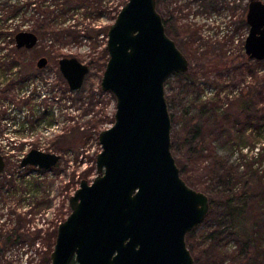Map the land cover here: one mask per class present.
Returning <instances> with one entry per match:
<instances>
[{"label": "rangeland", "instance_id": "374dc122", "mask_svg": "<svg viewBox=\"0 0 264 264\" xmlns=\"http://www.w3.org/2000/svg\"><path fill=\"white\" fill-rule=\"evenodd\" d=\"M126 1L86 0L75 11L66 13L67 27L71 26L68 29L74 34L65 37V42L50 36L40 37L34 48L20 55L24 60L23 70L29 76L11 80L14 84L8 83L5 92H0V109L7 113L0 122V153L7 159L5 170L0 172V182L5 178L15 181V186L2 187L0 191V239H5L2 235L10 232L15 222L12 219L17 220L19 215L26 217L20 230L26 239L32 233L40 234L35 243L26 240L23 244H4L5 248L0 249V264H51L52 221L55 224L69 215V198L81 180L91 182L97 175L96 155L102 148L98 134L114 123L116 111L114 94L103 90L100 84L108 59L105 46L109 26ZM245 1L160 0L158 10L169 19L168 33L189 59L187 72L195 74L193 77L186 72L171 74L165 91L174 118L172 130L183 138L202 110L206 109L204 114L210 120L215 118L212 116L215 110L219 112V118L227 122L225 130L212 133L209 127L205 128L203 152L199 155L205 160L213 154L221 155L239 167L238 172L243 175L235 183L234 191L248 190L250 194L255 188L259 196L247 202L255 201L251 206H261L260 211L264 212V161L258 163L261 155L264 157V112L261 111L264 59L249 58L245 51L249 33ZM6 32L5 48L0 44V70L6 61L4 53H10V57L19 55L15 51V39L11 40V30ZM41 56L48 58V64L40 69L37 60ZM62 57H76L90 65V72L77 90L69 88L60 72L58 61ZM11 71L19 72L17 66ZM3 82L0 80V89L6 88ZM24 98L27 103H20ZM243 99L252 102L250 113L240 110ZM226 115L228 120L223 117ZM32 148L60 153L61 160L45 171L20 169L22 155ZM186 150L185 147L179 153L180 158ZM205 160L188 162L191 168L188 175L197 182L199 190L208 180L203 168ZM198 166L201 168L195 172ZM25 187L27 191L23 190ZM249 226L261 230L251 220ZM195 229L190 241L193 254L199 257L195 264L209 257L202 250L212 245L209 237L212 231H217L220 237L215 259L220 258L224 264L256 263L255 257L250 262L249 258L242 261L241 257L237 258L243 241L231 232L230 219L222 206L208 214ZM261 231L264 239V229Z\"/></svg>", "mask_w": 264, "mask_h": 264}, {"label": "water", "instance_id": "95a60500", "mask_svg": "<svg viewBox=\"0 0 264 264\" xmlns=\"http://www.w3.org/2000/svg\"><path fill=\"white\" fill-rule=\"evenodd\" d=\"M249 58L264 59V1L249 0ZM17 47L31 49L38 35L15 34ZM108 59L101 88L114 94V123L98 134L97 175L82 179L59 223L51 264H193L187 234L204 221L210 197L182 177L172 150L168 77L189 69V60L167 33L157 0H127L108 29ZM46 56L37 60L44 68ZM59 69L71 90L90 71L76 57ZM61 154L30 149L22 166L51 169ZM6 165L0 154V172Z\"/></svg>", "mask_w": 264, "mask_h": 264}, {"label": "trees", "instance_id": "16d2710c", "mask_svg": "<svg viewBox=\"0 0 264 264\" xmlns=\"http://www.w3.org/2000/svg\"><path fill=\"white\" fill-rule=\"evenodd\" d=\"M86 0H0V44L1 48H5L6 38L8 36L7 30H11V40L14 41V36L18 31L21 30H31L40 37L47 38L48 36L53 39H57L59 41L65 42V37L69 35H73L74 31H70L67 27L64 15L74 8H78L81 6ZM95 1V0H94ZM214 2L215 0H210V2ZM245 1V10L247 11V2ZM264 1V0H263ZM77 2V3H73ZM160 0H157V5L159 6ZM95 8V6H92ZM120 9L117 10L116 15L118 14ZM75 11V10H74ZM74 14V13H73ZM164 18L165 25L167 27V31L169 29V19L168 21ZM15 51L19 53V55H12L10 57V53H4V60L8 62V70L11 71L15 66H18V61L20 59V55L25 54L27 49H17ZM16 56V57H15ZM9 59V60H8ZM12 59V61H10ZM4 64V63H3ZM106 64H104L105 66ZM189 72H186L188 74ZM183 74V73H182ZM185 74V73H184ZM190 77L195 76L194 73H189ZM12 78V77H10ZM20 103H27V100L24 98L23 101L19 100ZM240 110L251 112L252 111V102L247 99H243L240 103ZM218 105V104H217ZM206 111L202 110L201 114L198 117L197 122L192 123L190 125V129L188 131L187 137H182L181 134L172 130V150L173 154L176 158L177 164L180 167V172L182 177L189 183L192 187L196 188L195 181H192L188 173L190 169L188 167V162L198 161L203 162L205 160L203 156L199 155V152H203L202 142H204L205 132L204 129L209 127L212 133H223L225 130L224 119L221 120L217 115L218 111H214L212 116L215 119L210 120V116L206 117L204 114ZM261 111L264 112V105L261 107ZM188 111L186 112V114ZM219 113V112H218ZM6 111L4 109H0V122L6 117ZM225 119H229L228 115L223 116ZM173 118V117H172ZM174 119V118H173ZM211 123V124H210ZM251 125V122H250ZM213 126V127H211ZM244 130V128H243ZM187 148L186 153L183 157L180 158L179 153L182 150ZM186 155V156H185ZM210 157V159H209ZM259 158V157H258ZM207 163L204 165V169L208 175L207 184H203L201 190L207 193L210 197L211 208L209 215L211 213H215L216 210L222 206L224 209V214H226L230 219V229L231 232L235 234L238 239L243 241L241 250L239 254H237V258H240L241 261L245 260L247 256V251H253L256 257H261L264 253V239H263V231L264 229V212L260 211L261 206L254 205L251 206V203L255 202H247L248 199L256 200L255 197H258L260 192L253 189L252 193L249 194L248 190H244L243 192L236 193L234 191L235 183L242 178L240 175L242 172H238L239 167H236L233 163L229 161V159L224 158L221 155L213 154L208 156L205 160ZM264 161V157H260L258 163L262 164ZM201 164V163H200ZM20 169L25 171H30L31 169H39L31 165L22 166L19 164ZM195 168V167H194ZM198 168V169H196ZM195 168V172H199L200 166ZM244 172V171H243ZM204 177L203 174H201ZM9 182V183H8ZM11 182V184H10ZM14 180H7L6 178L0 182V191L2 187L15 186ZM249 183L250 181L247 180ZM7 183V184H5ZM25 184V182H24ZM251 183H249L250 185ZM25 186V185H24ZM27 186V185H26ZM29 188V187H28ZM24 191L28 189L23 188ZM22 190V191H23ZM264 201V196L262 197ZM256 204V203H254ZM250 205V206H249ZM22 215H19L18 218L21 219ZM17 218V219H18ZM23 219V218H22ZM63 220V219H61ZM61 220L57 221L56 226L61 222ZM250 220L255 228H261V230L256 229L253 230L249 226ZM195 230H192L187 235V244L190 250H193V245L190 244L191 238L194 237ZM209 237L212 239V245L208 249H203L202 253L209 255L206 260L203 262L200 261L201 264H224L220 258L215 259L213 255L217 252L216 248L218 245V240L220 237L218 236L217 231H212L209 234ZM55 233L51 239V246L54 244ZM19 242L18 238H5L0 239V249H4V244ZM199 244V243H197ZM7 245V244H6ZM214 248V249H213ZM193 253V252H192ZM197 262H199V257L196 258ZM210 259V260H209ZM225 257H223V260ZM212 260V261H211Z\"/></svg>", "mask_w": 264, "mask_h": 264}, {"label": "flooded vegetation", "instance_id": "af4514ba", "mask_svg": "<svg viewBox=\"0 0 264 264\" xmlns=\"http://www.w3.org/2000/svg\"><path fill=\"white\" fill-rule=\"evenodd\" d=\"M249 2V1H248ZM248 2H247V10H248ZM246 14H247V11H246ZM167 21H168V18L166 19ZM245 20H246V17H245ZM166 26V25H165ZM166 31H167V27H166ZM167 33H168V31H167ZM169 34V33H168ZM247 38V37H246ZM39 41V40H38ZM37 45V44H36ZM35 47V46H34ZM33 47V48H34ZM16 48L17 49H27V48H25V47H21V48H19V47H17L16 46ZM32 49V48H31ZM27 50H30V49H27ZM184 53V52H183ZM40 58V57H39ZM189 60V59H188ZM23 58H21V59H19V61H18V70H19V72L18 73H16V72H12V71H9L7 68H8V62H4V64H3V66H2V70H0V80H3V81H5V82H3V85H6V88H2V89H0V92L1 93H4L5 92V90L7 89V86H8V83L10 84V85H12V84H14V81H13V83H10V81L11 80H24L25 78H26V76L28 77L29 75L28 74H26L25 73V71L23 70V66H24V63H23ZM48 64V63H47ZM89 65V64H88ZM89 67H90V65H89ZM90 72V71H89ZM187 72V71H186ZM185 73V72H184ZM88 75V74H87ZM10 77H12V78H10ZM5 83V84H4ZM9 88V87H8ZM4 159H5V162H6V157L4 156ZM6 166V165H5ZM4 170H5V168H4ZM3 170V171H4ZM2 172V171H1ZM30 214H31V212H30ZM14 215V214H13ZM13 218H14V216H13ZM23 218V219H22ZM25 219H26V217H21V219H17L16 220V217L14 218V219H12V220H15V222H14V224L12 223L11 224V230H10V232L8 233V234H4V235H2V237H4V238H12V239H15V238H18V240H19V242H13V243H20V244H23L26 240H29L30 242L32 241L33 243H35L36 242V240L38 239V237H39V235H38V233H35L37 236H35V234L34 233H32V235H30L27 239L25 238V235L23 234V233H21V228L22 227H24V225H25ZM17 221V222H16ZM52 229H51V231L49 232V237H53V234L55 233V240H56V235H57V228H58V226H56V223L54 224V222L52 221ZM195 229V228H194ZM193 229V230H194ZM192 231V230H191ZM190 231V232H191ZM188 235V234H187ZM32 238V239H31ZM52 239V238H51ZM55 240H54V244L52 245V248H54V245H55ZM53 250V249H52ZM52 252V251H51ZM192 252V251H191ZM247 253V258H249V259H247V260H249V262H250V258L251 257H255V254H254V252L253 251H247L246 252ZM51 254V253H50ZM193 254V253H192ZM193 256H194V263L193 264H195V263H197V259H196V256L193 254ZM256 258V257H255ZM254 260V259H253ZM256 260V259H255ZM256 263L257 264H264V253H263V255L261 256V257H258L257 258V260H256ZM255 263V264H256ZM249 264H252L251 262L249 263Z\"/></svg>", "mask_w": 264, "mask_h": 264}, {"label": "built area", "instance_id": "2783aa9c", "mask_svg": "<svg viewBox=\"0 0 264 264\" xmlns=\"http://www.w3.org/2000/svg\"><path fill=\"white\" fill-rule=\"evenodd\" d=\"M28 152V151H27ZM27 152H25L23 155H22V157L27 153ZM0 154H3V153H0ZM4 155V154H3ZM5 156V155H4ZM22 157H21V159H22Z\"/></svg>", "mask_w": 264, "mask_h": 264}]
</instances>
